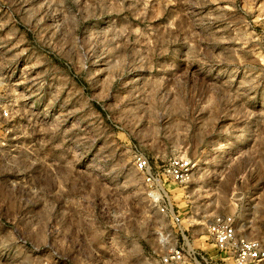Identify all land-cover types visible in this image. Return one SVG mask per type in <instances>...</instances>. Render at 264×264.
Listing matches in <instances>:
<instances>
[{
    "label": "rangeland",
    "instance_id": "rangeland-1",
    "mask_svg": "<svg viewBox=\"0 0 264 264\" xmlns=\"http://www.w3.org/2000/svg\"><path fill=\"white\" fill-rule=\"evenodd\" d=\"M0 111V264L216 259L217 215L264 235V0H0ZM135 154L192 161L180 224Z\"/></svg>",
    "mask_w": 264,
    "mask_h": 264
},
{
    "label": "built area",
    "instance_id": "built-area-1",
    "mask_svg": "<svg viewBox=\"0 0 264 264\" xmlns=\"http://www.w3.org/2000/svg\"><path fill=\"white\" fill-rule=\"evenodd\" d=\"M3 119H8V111H0ZM133 164L136 172L141 175L144 185L151 197L163 200L161 213L169 214L176 224L182 221L174 208L166 202L167 193L165 185L173 183L186 186L192 182L194 165L189 158H171L161 166L153 167L148 157L135 154ZM166 196H163V195ZM158 195V196H157ZM246 223L238 224L233 218L217 215L207 226L206 238L218 258H212L206 249L196 252L188 246L175 247L163 259L161 264H185L186 259H192L195 264H264V235H254L247 229ZM104 238L100 239V243ZM126 253V251H125ZM124 253V256L126 254ZM102 247L100 245V262L102 260ZM120 256V254H118Z\"/></svg>",
    "mask_w": 264,
    "mask_h": 264
}]
</instances>
